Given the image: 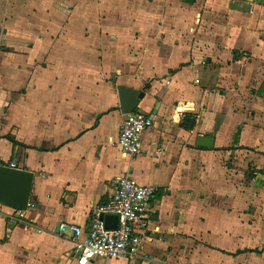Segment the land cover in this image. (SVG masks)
<instances>
[{"label":"crops","instance_id":"crops-1","mask_svg":"<svg viewBox=\"0 0 264 264\" xmlns=\"http://www.w3.org/2000/svg\"><path fill=\"white\" fill-rule=\"evenodd\" d=\"M120 86L157 114L135 157ZM12 164L35 175L32 207L0 205V264H76L54 230L87 228L126 175L159 189L140 256L94 264H264V0H0Z\"/></svg>","mask_w":264,"mask_h":264},{"label":"built area","instance_id":"built-area-1","mask_svg":"<svg viewBox=\"0 0 264 264\" xmlns=\"http://www.w3.org/2000/svg\"><path fill=\"white\" fill-rule=\"evenodd\" d=\"M156 119V113L140 110L126 115L118 142L126 156L135 157L141 153L142 136L154 127ZM11 168L16 169V165L12 164ZM112 188L111 198L94 210L87 228L62 222L54 230L61 236L71 235L76 264H94L96 260H134L140 256L146 214L159 189L139 185L128 175L114 181ZM25 212L17 211L19 218H24ZM103 216H117L118 228L107 229L105 222L101 221Z\"/></svg>","mask_w":264,"mask_h":264},{"label":"water","instance_id":"water-1","mask_svg":"<svg viewBox=\"0 0 264 264\" xmlns=\"http://www.w3.org/2000/svg\"><path fill=\"white\" fill-rule=\"evenodd\" d=\"M253 2L254 0H242ZM120 96V107L123 115L134 113L138 110L146 93L138 90H128L123 86L118 88ZM214 138L206 136L198 140V147L212 148ZM35 175L32 172L14 169L0 165V205L16 211H27L31 204L32 190ZM102 222L109 230H115L119 225L117 216H103Z\"/></svg>","mask_w":264,"mask_h":264},{"label":"trees","instance_id":"trees-1","mask_svg":"<svg viewBox=\"0 0 264 264\" xmlns=\"http://www.w3.org/2000/svg\"><path fill=\"white\" fill-rule=\"evenodd\" d=\"M194 125H195V123H193V124L191 125V127H189V129H193Z\"/></svg>","mask_w":264,"mask_h":264}]
</instances>
